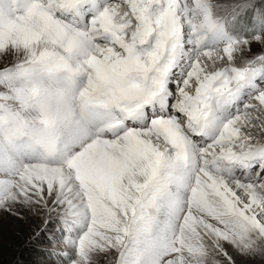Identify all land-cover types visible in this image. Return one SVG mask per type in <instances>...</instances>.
I'll use <instances>...</instances> for the list:
<instances>
[{"label": "snow or ice", "instance_id": "1", "mask_svg": "<svg viewBox=\"0 0 264 264\" xmlns=\"http://www.w3.org/2000/svg\"><path fill=\"white\" fill-rule=\"evenodd\" d=\"M0 213L67 264H264V0H0Z\"/></svg>", "mask_w": 264, "mask_h": 264}, {"label": "rangeland", "instance_id": "2", "mask_svg": "<svg viewBox=\"0 0 264 264\" xmlns=\"http://www.w3.org/2000/svg\"><path fill=\"white\" fill-rule=\"evenodd\" d=\"M29 236L26 224L21 227L14 218L0 213V264H67L59 249L67 251L69 258L74 257L73 249L64 238L50 246L47 232L36 239H29ZM53 248L57 249L55 253Z\"/></svg>", "mask_w": 264, "mask_h": 264}]
</instances>
